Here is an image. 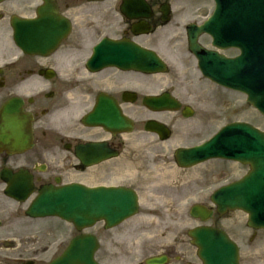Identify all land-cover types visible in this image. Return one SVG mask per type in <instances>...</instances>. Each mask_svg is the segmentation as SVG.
<instances>
[{
	"label": "flooded vegetation",
	"instance_id": "obj_1",
	"mask_svg": "<svg viewBox=\"0 0 264 264\" xmlns=\"http://www.w3.org/2000/svg\"><path fill=\"white\" fill-rule=\"evenodd\" d=\"M56 1L64 16L68 12H76V7H89L87 11L85 9V13L88 12L85 17L99 25L96 37L102 35L140 45L148 40L147 35L133 33L132 26L136 22L117 12L116 4H111L116 0L93 3L86 0ZM147 2L154 10L149 20L154 29L160 24L155 10L163 0ZM32 4L31 0H0V133L4 131L1 110L8 102L15 101L25 123L30 119L32 140L31 149L23 154L9 153L0 144V255L11 259L35 258L40 264H47L64 250L70 236L76 235L69 232L67 224L28 218L21 203L5 196L6 184L2 173L7 170L10 174L19 175L24 171L31 177L35 189L42 185L70 182L115 184L117 174L132 163V152L127 150L130 145L121 135L101 127L86 126L82 116L99 98L114 100L122 109L129 106L124 102L123 92L130 90L132 79L114 67L94 73L83 69L81 56L91 41L83 30L74 32L52 53H22L6 32L13 16H32ZM90 6L96 8L90 11ZM113 17L117 20L113 21ZM9 63L12 65L6 68ZM140 114L136 112L138 120ZM175 119L172 118L169 125ZM95 142L104 143L101 151L116 153L117 156L85 167L78 160L76 151ZM141 186L148 188L151 185L142 182ZM187 257L186 254L175 255L172 264H192ZM0 264L9 263L0 258Z\"/></svg>",
	"mask_w": 264,
	"mask_h": 264
},
{
	"label": "rangeland",
	"instance_id": "obj_2",
	"mask_svg": "<svg viewBox=\"0 0 264 264\" xmlns=\"http://www.w3.org/2000/svg\"><path fill=\"white\" fill-rule=\"evenodd\" d=\"M196 1L202 2V3L204 2V0H196ZM181 4L188 5L186 0H173L172 1V10H174V15H175L174 21H179L180 17H184L183 18L184 20L188 18H192L194 16L199 17V19H201L203 17L201 13L205 15L211 8L210 0H205L204 5L206 6H203L202 9H200L199 13L197 12L198 14L195 12H192V10H190L189 8L183 7ZM192 13H195V14L192 15ZM199 15H201L202 17ZM165 30H172V27H168ZM205 43H207V41ZM233 53L235 52H226V55L230 56ZM193 64H194L193 60H191V62H189V72L186 74L187 85L190 86L191 84H193L196 87L203 86V84L207 85V87L209 88V89L208 88L206 89L207 92L209 93H211V91L217 92L218 94L223 96L225 100H228V104H229V109L227 112H224L223 110H221V108L218 109L224 114L218 116L217 120L212 121L213 123L211 124V127L208 129V131H206L205 134L209 135L213 133L214 131L217 130L219 126L224 124L223 122H225L226 120L249 122L257 126L258 128H260L261 130H264V117H262L259 113H257L253 108L246 105L244 103L242 96L226 91L217 86L211 85L207 81L205 82L204 80L199 78V73L194 69ZM178 72L182 73V70L179 69ZM172 73L173 71L163 76V78H166L164 84H161L159 82L160 79H162L160 78L162 76H157L158 79H156L157 77L146 78L148 87L147 88L140 87L139 88L140 93L143 94V93L158 92V90L162 89L167 84L168 78L172 75ZM130 77H132L134 80L136 78H139V79L141 78L140 75H133V74ZM141 79L145 80V77ZM199 80H202V82ZM141 83L142 82H140V84ZM144 84L146 85V83ZM233 109L235 110L232 111ZM132 110L133 112L134 111H145L142 109L139 103L133 105ZM147 116L149 117L148 114ZM150 117L161 118L164 116H160V115L151 116L150 115ZM205 136H201L199 140H201ZM194 142L196 141L194 140ZM220 172H226L228 175L224 177L217 176V174H219ZM245 173H246V167L244 166H241L237 163L221 162L218 160L205 163L204 165L198 168H195L194 171H188L186 173L181 172V174L187 175V176L192 175V174L195 176H199V175L202 176V175L208 174L212 178V181H210L204 188H202L200 192L198 190V187H193L190 189V192L187 191L186 193L184 190H182L181 196H180L181 200H179L178 202L177 209L172 212L174 213L173 216H169V218L173 219V221L165 220L164 222L163 217H162L161 218L162 220H158V224L154 226L155 228L159 230L157 233L163 234V236L165 235L167 238L171 237V239L174 238L175 235L178 237L180 234L181 237L185 239L186 238L185 233L187 229H191L197 225H200V222L198 220H195L192 217H190L188 213L190 206L196 203H201V204L203 203L205 205H210L209 194L213 189L225 184L226 181L229 182L235 178H240ZM211 174H216V176L215 177L211 176ZM174 221L178 223H175ZM206 224H216L219 227H221L223 230L227 231L229 234L232 235V238L235 241H237V243L240 245L242 264H264L262 257H260V251H259L260 247L262 251V249L264 248L263 245H260V244L258 245L259 242L257 239L253 243L252 242L250 243L249 241H247L248 237H245L244 240L242 239L243 234H247L248 232H250L247 229H245L246 228L245 227V216L243 213L238 212V211L232 212L226 215L224 218H218L214 215L209 221L206 222ZM91 231H94V229ZM132 231L133 230H131L130 224H127L123 226L122 228H120L119 230L117 231L115 230L114 235L116 238V234H117L116 240L120 242L126 237V235H128ZM148 234L151 235L152 231H148ZM263 235L264 233H258V237H262L264 240ZM159 237L161 238L162 236H159ZM138 244L139 243H137V245ZM137 245H134V246H132L131 244L125 245L130 251L127 258H125V256L121 254V250L123 249V247L118 245L117 248H119V253L116 254V258L115 260H113V262L107 261L108 264H121V263L122 264H139L145 259V257H147L150 254H154L161 249V247L159 246L151 249L150 247L144 246L142 244L141 246H137ZM252 255L254 259L253 257H250V258L248 257Z\"/></svg>",
	"mask_w": 264,
	"mask_h": 264
},
{
	"label": "water",
	"instance_id": "obj_3",
	"mask_svg": "<svg viewBox=\"0 0 264 264\" xmlns=\"http://www.w3.org/2000/svg\"><path fill=\"white\" fill-rule=\"evenodd\" d=\"M42 23L47 24L48 20L43 19V22L38 20L36 23H30L23 21L16 23L15 27L17 30V33L19 34L20 40H21V45L22 46H27V42H29V39L32 38V42H36L37 46H39L43 38L46 35L47 29L45 28ZM35 31V32H34ZM199 31H202L200 28ZM61 30L55 28L54 24L51 30L48 31L49 35L55 37L57 35L61 34ZM194 32V31H193ZM36 37V39H35ZM33 46V44H31ZM194 51V50H193ZM202 52H199L197 50L195 52V55L197 59L200 61H203L204 59H207L205 55H202ZM141 67V66H140ZM146 69V68H145ZM149 71H152L153 69L150 67L148 68ZM207 77H209V74L205 73ZM262 98V95L259 97H251L249 96L248 102L252 104L254 107H257V104L259 100ZM150 102L154 103L156 105V108H173L174 106L172 105V101L167 100L165 97L161 98H152L149 99ZM262 114H264L263 110H260ZM120 122L117 119V122L115 125H118ZM263 155L260 156H255V157H242V156H237L235 158H232L234 160L239 161L242 164H248L251 168L249 176L245 179V181L251 176L257 173V171L261 168L264 167V162H263ZM209 158V157H208ZM260 158V159H258ZM180 160V163L183 165H188L189 163H186V158L184 156H181L178 158ZM192 160H196L195 158H192ZM243 182V181H242ZM225 193V192H224ZM83 194V197L77 196ZM115 195H119V197H115L112 193L110 197L104 196L102 193L95 194V192H92L90 194L82 191H64L59 194L55 195H50L49 197L52 200L53 206L56 204L59 208H57L58 211L61 209L66 210V214H63L64 218L73 221L75 224L78 225H91L94 220L96 219H104L107 221L109 224H115L118 221L122 220L123 218L131 215L134 210L135 206L133 204V199H131L128 195L124 194V196L115 193ZM100 197V201H97L96 198ZM48 198L43 197L41 199V204H38L37 207H44L46 206ZM238 201L229 203V199L227 198L226 194H221L220 196L217 194L212 197V201L218 206V212L223 213L225 210H234V209H240L244 212H247L249 214V222L248 225L258 228V227H264V223L262 222V217L261 214L256 219L255 213L256 211L250 210L245 207L240 205L239 201L240 198L237 199ZM106 201H111L110 203ZM123 203V204H120ZM126 203V204H124ZM51 203H49L47 206L49 207ZM247 204V203H246ZM42 205V206H40ZM127 206V207H126ZM126 209L120 210V208ZM260 207L258 208V210ZM57 213V212H54ZM191 214L193 216L195 215H202L203 212H201L199 207H194L192 209ZM208 215H203L201 218L205 219L207 218ZM219 232L218 231H212L210 229H199L195 232L190 233V236L194 238V243L203 251L207 253H212V251H215L214 257H209L210 262L215 263H221L216 257L220 256L221 254L225 255L226 257H230L232 255V251L230 250L229 245L226 243H219L218 239L222 238L221 236L219 237ZM223 236V235H222ZM226 237L223 236V239ZM93 242L94 240L91 237H85L84 240L82 241L84 250H80L77 246L75 249L70 251V254L68 253L61 261L56 262L55 264H92L91 263V258H90V253L93 249ZM87 246H89V252L88 254L86 253L87 251ZM225 250H227L230 254H224ZM217 252V253H216ZM200 253V254H201ZM230 261V260H229ZM234 260L231 262H228V264H233ZM223 263V262H222ZM221 263V264H222Z\"/></svg>",
	"mask_w": 264,
	"mask_h": 264
},
{
	"label": "bare ground",
	"instance_id": "obj_4",
	"mask_svg": "<svg viewBox=\"0 0 264 264\" xmlns=\"http://www.w3.org/2000/svg\"><path fill=\"white\" fill-rule=\"evenodd\" d=\"M153 214H154L153 212H150V215L147 216V219H149V222H150V223H152V222H154V221L157 220V218H156ZM175 223H176V222H175ZM132 246H133V243H132ZM122 255H124V254H122Z\"/></svg>",
	"mask_w": 264,
	"mask_h": 264
}]
</instances>
